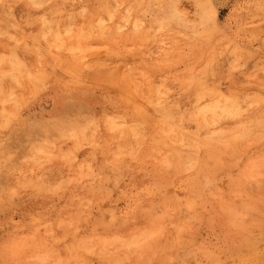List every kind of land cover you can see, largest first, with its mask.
I'll return each instance as SVG.
<instances>
[{
    "label": "rangeland",
    "instance_id": "1",
    "mask_svg": "<svg viewBox=\"0 0 264 264\" xmlns=\"http://www.w3.org/2000/svg\"><path fill=\"white\" fill-rule=\"evenodd\" d=\"M25 1L0 0V264H264V0ZM143 117L182 135L141 159Z\"/></svg>",
    "mask_w": 264,
    "mask_h": 264
},
{
    "label": "bare ground",
    "instance_id": "2",
    "mask_svg": "<svg viewBox=\"0 0 264 264\" xmlns=\"http://www.w3.org/2000/svg\"><path fill=\"white\" fill-rule=\"evenodd\" d=\"M88 1L90 2V0H86V2L85 3H88ZM119 1V0H118ZM123 1V0H122ZM131 1V0H130ZM138 1V0H137ZM144 1H146V2H148V3H155V1L154 0H144ZM35 2V1H34ZM120 2V1H119ZM135 2V1H134ZM157 2H158V0H157ZM147 3V4H148ZM25 5H30L31 4V1L30 0H26L25 1V3H24ZM130 4V3H129ZM141 4V3H140ZM111 5V4H110ZM128 5V4H127ZM136 5V4H135ZM157 6H158V4H156ZM160 5V4H159ZM99 8H101V9H107L108 10V2H106L105 0H99ZM130 6V5H129ZM154 6V5H153ZM113 7V6H112ZM149 7V6H148ZM131 8H132V6H131ZM111 9H113V8H111ZM104 10V11H105ZM81 11V10H80ZM103 11V12H104ZM161 11V13H160V17H158L157 19H156V24H157V22L159 21V23H158V25L160 24V32L161 31H163V28H165V27H168V26H165V25H167V23H169V20H170V18H171V16H172V13L174 12V10L172 11V12H169V11H164V10H160ZM124 13H126V12H124ZM174 14V13H173ZM4 16V15H3ZM85 20V19H84ZM41 21V20H40ZM67 21H68V19H67ZM97 21H99V19L97 20ZM42 22V24H43V21H41ZM45 22V21H44ZM89 22H92V21H89ZM46 23V22H45ZM44 23V24H45ZM81 23V22H80ZM85 22H83V24H84ZM98 23H100V22H98ZM57 24L58 23H55V25H56V27H57ZM10 25V24H9ZM59 25V24H58ZM78 25V24H77ZM88 25V24H87ZM95 25H97V24H95ZM112 25H114V24H112ZM89 26V25H88ZM87 26V27H88ZM47 27H48V24H47ZM55 27V26H54ZM56 27H55V29H56ZM97 27H99V26H97ZM116 27V26H115ZM114 27V28H115ZM156 27V26H155ZM109 28V27H108ZM112 28V27H111ZM171 28V27H170ZM51 29V28H50ZM153 29V28H152ZM183 29H186V26H183ZM79 30V29H78ZM83 30H85V26H84V29ZM96 30V29H95ZM56 30H54L53 32H55ZM81 31V30H80ZM172 31V30H171ZM173 31H174V34L177 36V39L176 40H187L188 42H189V44H191V45H193V43L196 41V36L194 35V37L193 38H189L186 34H185V32L183 31V32H177V30L175 31L174 29H173ZM179 31V30H178ZM69 32V31H68ZM68 32L66 33V32H64V33H66V34H68ZM157 32V31H156ZM167 32V31H166ZM89 32H88V29L86 30V32H85V34H83L82 36H80L78 33V36L75 38L76 40H82L84 37L83 36H86V34H88ZM163 33V32H162ZM196 33V32H195ZM199 33V32H198ZM197 33V38L199 39V40H205L206 39V37L208 36V33H206V32H204V31H201L199 34ZM165 35L167 34V33H164ZM173 34V33H172ZM51 35V34H50ZM9 37H11V36H9ZM51 37V36H50ZM53 37V36H52ZM87 37V36H86ZM172 37H175V36H172ZM53 38H55V37H53ZM58 38H59V36H58ZM97 38V37H96ZM57 39V38H56ZM59 40V39H58ZM62 41V40H61ZM198 41V40H197ZM81 42V41H80ZM24 43V42H23ZM61 43V42H60ZM198 43V42H197ZM40 44V43H39ZM175 48V47H174ZM71 49V48H70ZM72 49H74V48H72ZM56 50V49H55ZM67 50H68V48H67ZM66 50V51H67ZM173 51V50H172ZM199 51V50H198ZM74 54V53H73ZM76 54V53H75ZM77 55V54H76ZM10 57H8V58H12L13 56H12V54L11 55H9ZM3 57V56H2ZM163 57H165L164 55H163ZM7 58V61L8 60H10V59H8ZM16 58V57H15ZM0 59H2V58H0ZM162 59H164V58H162ZM167 59V58H166ZM0 61H2V60H0ZM6 61V62H7ZM11 61V60H10ZM14 61H15V63H14ZM12 62V61H11ZM16 62H17V60L16 59H14V57H13V64L15 65L16 64ZM19 62V61H18ZM17 62V66L19 65V63ZM164 62H166V60L164 59ZM8 63L10 64V62L8 61ZM218 64V63H217ZM13 66V65H12ZM19 66H21V65H19ZM19 66H18V68L16 67V66H13V69H11V71H13L14 70V72H16V73H18L19 72V70H18V72H17V69H20L19 68ZM15 67V68H14ZM148 67V66H147ZM217 70V69H216ZM97 71V70H96ZM9 73V72H8ZM8 73H6V77H7V74ZM19 75H20V72L18 73ZM87 74V73H86ZM93 74H95V72H93ZM8 75H10V74H8ZM123 75H125L124 73H122V75L121 76H123ZM1 76V75H0ZM12 76V75H11ZM125 77V76H124ZM8 78H10L9 76H8ZM5 79V78H4ZM143 79V78H142ZM129 81V80H128ZM126 83H127V81H126ZM130 84V83H129ZM127 86H129L128 84H126ZM126 86V88H128ZM132 87V86H131ZM9 88V87H8ZM141 88V87H140ZM9 90V89H8ZM1 93V92H0ZM27 93V92H26ZM131 93V92H130ZM203 93V92H202ZM9 94V92L6 94V95H8ZM203 95V94H202ZM129 96V95H128ZM133 98V97H132ZM7 99V98H6ZM10 99V98H9ZM8 100V99H7ZM6 100V101H7ZM200 100V99H199ZM236 101V100H235ZM235 101L234 102H231V101H228V99H226V100H220V99H214V100H212V101H209V105H207L208 106V110H209V116L208 117H202V114L204 113V112H206L204 109V111H202V114H199L198 113V115H197V118H196V120H195V122L197 123V127H198V129H205L206 127H213V133H214V135L215 136H217V138L219 139V137H221V139L223 138H225L226 137V135L228 134V133H231V131L233 130V128L238 124V123H240V122H242L243 121V118L239 115V113H238V110L236 109V107H235ZM3 102V101H2ZM6 103V102H5ZM13 103V102H12ZM234 103V104H233ZM239 103V102H238ZM238 103H237V105H238ZM4 104V103H3ZM14 104V103H13ZM15 104H17V103H15ZM14 104V105H15ZM194 104V103H193ZM157 105V104H156ZM195 105V104H194ZM249 105V104H248ZM196 106V105H195ZM238 106H240V105H238ZM197 108V107H196ZM199 108V107H198ZM157 110H159V111H162L163 112V108L161 107V108H159V109H157ZM198 109H196V111H197ZM176 111H178V110H176ZM191 111V110H190ZM240 112V111H239ZM188 113V112H187ZM201 113V112H200ZM196 114H197V112H196ZM3 115V114H2ZM6 115H8V114H5V116ZM167 115V114H166ZM166 115H165V118H168V117H166ZM177 115V114H176ZM4 116V115H3ZM9 116V115H8ZM158 116V115H157ZM180 116V115H179ZM245 118H246V120H248V121H252V122H254V123H260L261 121H263L264 122V104H261V103H259L258 105H256L255 107H252V109H250V113H249V115L248 116H244ZM107 119V118H106ZM143 119H144V122H146L145 123V129L147 128V135H148V137H149V144L147 145V147H145V145L143 146V147H145V148H143L142 150H141V159H145L148 155H150L153 151H155V149H161V147H163V145H164V142H165V140H167V138L166 137H168L169 135H171V136H173V137H180L182 134H181V132H179V131H177V129H176V127H175V124H174V122L173 121H171V120H165L164 122H157V121H154V120H152V119H147V118H144L143 117ZM17 120V119H16ZM3 121V120H2ZM140 121V120H139ZM140 123H141V121H140ZM112 124H114V123H112ZM253 124V123H252ZM89 125V124H88ZM259 125V124H258ZM263 125V124H262ZM262 125H260V126H262ZM113 126V125H112ZM249 126V124H247V127ZM120 127V126H119ZM250 127V126H249ZM248 127V128H249ZM253 127V126H252ZM109 128V127H108ZM246 128V127H245ZM111 129V128H110ZM133 130V129H132ZM239 130V129H238ZM111 130H109V132H110ZM113 131V130H112ZM116 131V130H115ZM114 132V131H113ZM67 133V132H66ZM111 133V132H110ZM109 133V134H110ZM117 133V132H116ZM253 133V132H252ZM261 133H262V131H261ZM108 134V135H109ZM106 135V134H105ZM211 135H212V133H211ZM241 135V134H240ZM239 135V136H240ZM243 135V134H242ZM259 135H261V134H259ZM110 136V135H109ZM208 136H210V135H208ZM223 136V137H222ZM248 136V135H247ZM247 136H245V138L243 137V139H245L246 140V137ZM106 137V136H105ZM111 137V136H110ZM143 137V136H142ZM107 138V137H106ZM242 138V137H241ZM240 138V139H241ZM258 138V137H257ZM263 137H261V139H262ZM236 139V138H235ZM142 140V139H141ZM203 139H201V141H199L198 142V144H201V145H204V146H209L208 145V143H205V142H203L202 141ZM230 140V141H229ZM229 140H227V141H225L226 143H225V145L223 146V149H227V151L226 152H231V145H232V143L233 142H235V140H234V138L232 139H229ZM234 140V141H233ZM238 140H239V138H238ZM192 141H194V142H196V138H192ZM131 142H132V140H131ZM235 143H237V142H235ZM213 144H215V143H213ZM246 145V144H245ZM216 148V147H215ZM140 149V148H139ZM160 153V156H165V152H164V150H163V152H159ZM165 158V157H164ZM166 159H169V156L168 155H166ZM165 160V159H164ZM237 160V159H236ZM164 163V165H166V161H164L163 162ZM2 166V165H1ZM157 166V165H156ZM162 168V167H161ZM158 171H160V170H158ZM160 172H162V171H160ZM8 173V172H7ZM191 178V177H190ZM193 179V178H192ZM191 179V180H192ZM6 183V182H5ZM193 185V184H192ZM188 198V197H187ZM247 207V206H246ZM252 208V207H251ZM229 212H231V213H233V211H229ZM225 213H228V211L227 212H225ZM235 214H237V213H235ZM229 215V214H228ZM236 217V216H235ZM108 218V217H107ZM103 223V222H102ZM60 225V224H59ZM77 231V230H76ZM151 231H153V230H151ZM150 231V233H152ZM155 232H157L156 231V229H154V231H153V233H155ZM140 235V234H139ZM152 235V234H151ZM138 236V235H137ZM132 238H133V236H132ZM131 238V240L129 241V242H131V243H133V241H134V239H136L137 237H135V238H133L132 239ZM114 240V239H113ZM115 242H117L118 240H114ZM113 241V242H114ZM126 243H123L124 245H122V248H124V246H126L127 248H126V250L129 248V247H131V243H128V241H125ZM126 244V245H125ZM128 244H130L129 246H127ZM137 244V243H136ZM47 246V245H46ZM132 246H134V245H132ZM77 246L75 245V248H76ZM32 249V248H31ZM72 249V248H71ZM129 249H131V248H129ZM133 249V248H132ZM137 249V248H136ZM123 250H125V249H123ZM125 250V251H126ZM72 251V250H71ZM74 251V250H73ZM128 251V250H127ZM131 251V250H130ZM54 251H52V253H53ZM76 252V250L74 251V253ZM91 252V251H90ZM122 252V251H121ZM123 253H124V251H123ZM50 254V253H49ZM124 254H126V253H124ZM54 255V254H53ZM45 256V255H44ZM103 256V255H102ZM52 257V256H51ZM123 257H124V255H123ZM87 258V257H86ZM47 260H48V257L46 258ZM99 259V258H98ZM40 260V259H39ZM50 260V259H49ZM44 261V260H43ZM52 263V262H51ZM117 264V263H116Z\"/></svg>",
    "mask_w": 264,
    "mask_h": 264
},
{
    "label": "snow or ice",
    "instance_id": "3",
    "mask_svg": "<svg viewBox=\"0 0 264 264\" xmlns=\"http://www.w3.org/2000/svg\"><path fill=\"white\" fill-rule=\"evenodd\" d=\"M33 6L38 7L39 5H33Z\"/></svg>",
    "mask_w": 264,
    "mask_h": 264
}]
</instances>
